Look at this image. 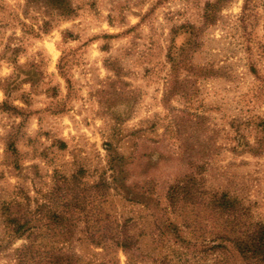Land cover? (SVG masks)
I'll return each mask as SVG.
<instances>
[{"label":"rangeland","instance_id":"374dc122","mask_svg":"<svg viewBox=\"0 0 264 264\" xmlns=\"http://www.w3.org/2000/svg\"><path fill=\"white\" fill-rule=\"evenodd\" d=\"M64 2L66 16L55 0H0V264L27 242L9 211L39 219L58 191L75 202L80 264H128L90 243L126 223L146 264L177 263L157 222L188 221L190 241L221 229L203 205L166 211L192 174L264 223V0Z\"/></svg>","mask_w":264,"mask_h":264},{"label":"trees","instance_id":"16d2710c","mask_svg":"<svg viewBox=\"0 0 264 264\" xmlns=\"http://www.w3.org/2000/svg\"><path fill=\"white\" fill-rule=\"evenodd\" d=\"M63 16L69 14L64 0H55ZM64 6V7H63ZM212 19L208 17L210 22ZM121 160V159H120ZM117 160L110 161V170H116ZM204 178L195 174L177 180L166 193L168 205L166 211H183L199 208L202 205L209 209L213 216L224 220L221 229L208 230L200 227L190 234L202 238L200 241H190L182 235L183 228L190 226L185 221L182 226L167 220L168 224L157 222L156 238L159 246L167 243L174 244L173 255L175 264H208L211 256L220 259V264H264V223L251 224L244 222L246 212L240 206L238 199L228 194L212 193L207 198ZM55 207L45 205L39 219L32 218L20 212H10L7 215L6 228L9 235L16 238L25 236L26 243L15 250L16 264H80L79 254L67 246L73 245L72 239L77 228L74 201L69 200L66 193L57 192ZM47 209V210H46ZM46 210V211H45ZM35 213H38L37 211ZM35 215V214H33ZM114 240L104 241L92 239L91 244L102 246L103 249L112 247L125 252L128 264H146L149 256L142 252L140 241L130 233L128 224ZM210 232V233H209ZM199 233V235H198ZM209 236L207 237L206 235ZM206 236V237H205ZM168 240V241H165ZM98 264H116L105 259ZM161 264H174L165 257Z\"/></svg>","mask_w":264,"mask_h":264}]
</instances>
